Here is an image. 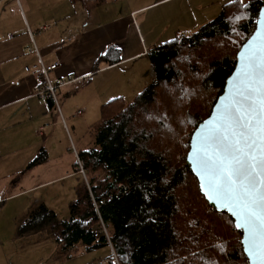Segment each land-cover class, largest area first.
<instances>
[{"label": "trees", "instance_id": "trees-1", "mask_svg": "<svg viewBox=\"0 0 264 264\" xmlns=\"http://www.w3.org/2000/svg\"><path fill=\"white\" fill-rule=\"evenodd\" d=\"M77 1L91 11L106 0ZM248 3L250 10L246 13L237 6L226 7L228 3H225L216 18L196 31L178 32L179 43L163 42L152 49L149 58L155 79L131 102L117 97L102 105L100 118L89 128L95 146L77 152L84 162L89 181L77 185L76 199L69 205V219L59 222L55 213L42 204L18 228L19 235L47 224L54 231L62 226L67 233L66 244L80 242L95 249L111 243L115 252L111 253V264L114 254L119 264H211L213 261L247 264L239 246L242 233L235 229L234 219L227 212H218L209 205L199 191L198 179L185 157L190 149V136L210 115L223 92L226 78L235 67L237 52L256 27L258 9L264 5V0H249ZM236 13L244 14V18L229 23L227 18ZM207 43L209 49L218 44L215 51L218 53L211 57L207 54L203 82L206 85L204 93L209 96L204 99L202 94L185 87L178 75L179 69L180 73L187 70L194 73L189 50H208ZM104 52L106 55H100L94 71L100 69L102 62L113 65L122 59L116 46L110 45ZM199 61L202 63L203 59ZM178 62L183 67L178 68ZM197 94L205 101V108L200 111L201 105H198L195 112L191 110V102ZM161 98L170 103V112L152 110L156 103L165 107ZM144 110L150 115L146 116ZM150 117L160 126L154 131L158 137L165 135L160 128L167 132L174 130L172 118L182 121V130L173 135V138H179L171 155L148 144V129L152 131L153 125L148 124L146 130L141 126ZM177 154L182 155L183 160H176ZM47 158L42 148L30 166L39 165ZM74 166L78 172L77 162ZM161 173L167 177L166 187L155 183ZM145 182H149L148 188L153 193L151 203L145 207L155 209L156 223L141 224L143 213L140 209L144 204L141 191ZM38 211H42L43 223L36 215ZM97 232L98 236L95 235ZM217 246L224 247L225 254L222 255Z\"/></svg>", "mask_w": 264, "mask_h": 264}, {"label": "crops", "instance_id": "crops-1", "mask_svg": "<svg viewBox=\"0 0 264 264\" xmlns=\"http://www.w3.org/2000/svg\"><path fill=\"white\" fill-rule=\"evenodd\" d=\"M125 1L106 0L87 11L77 0H0V212L22 193L48 188L69 176L80 175L81 183L82 175L74 166L75 152L86 150L80 145L81 125L90 128L98 120H93L97 113L101 115L102 105L124 97L123 91H138L134 87L139 84L145 88L149 81L146 78V84L139 80L135 85L130 67L118 66L149 58L154 47L172 40L178 32L196 31L216 18L221 6L228 3L223 0L210 13L194 14L190 12L193 3L186 0L189 7L182 8L181 17L188 16L185 27L191 28L180 30L172 25L155 30L153 22H164L166 9L178 0ZM188 13L192 16L190 24ZM110 45L120 49L121 61L113 65L102 62L94 71L100 52ZM41 62L46 66L58 64L48 74L53 83L60 85L57 93L72 85L77 86L76 94L63 101L34 94L35 88L46 82L37 68ZM42 148L47 160L30 166ZM28 215L19 221L17 236L34 232L45 235L49 230L66 259L97 249L80 242L66 244L67 233L62 226L54 231L47 224L19 235L18 228ZM56 218L59 222L69 219ZM110 258L111 254L103 260Z\"/></svg>", "mask_w": 264, "mask_h": 264}, {"label": "snow or ice", "instance_id": "snow-or-ice-1", "mask_svg": "<svg viewBox=\"0 0 264 264\" xmlns=\"http://www.w3.org/2000/svg\"><path fill=\"white\" fill-rule=\"evenodd\" d=\"M228 6H237L245 13L250 10L248 0H228ZM258 15V35L243 45L240 66L228 81L230 91L220 97L222 103L211 118L194 130L185 157L191 162L204 198L235 218L234 227L242 233L239 246L247 264H264V7L258 9ZM242 18L244 14L236 13L227 19L231 23ZM172 42L180 41L174 36L164 43ZM100 55L106 53L101 51ZM164 116L166 119L167 114ZM148 183L141 191V224L156 223L155 209L145 207L153 195ZM155 183L166 187L167 177L161 173ZM36 215L43 223L42 211ZM217 247L225 254L224 247Z\"/></svg>", "mask_w": 264, "mask_h": 264}, {"label": "rangeland", "instance_id": "rangeland-1", "mask_svg": "<svg viewBox=\"0 0 264 264\" xmlns=\"http://www.w3.org/2000/svg\"><path fill=\"white\" fill-rule=\"evenodd\" d=\"M190 1L193 3L191 6L192 10L190 12H193L194 14L200 12L210 13L212 9H216L217 5L223 2V0ZM122 3H126V1L123 0ZM214 5L216 6L214 7ZM184 6L189 7V3L186 0H178L170 4L169 8H167L165 11L164 22L160 19H156L153 22V29L157 30L164 26L170 28L172 25H177L180 30L191 28L185 27L188 22L185 19L188 16L181 17V11ZM212 6L213 8H211ZM188 15L190 17V21L192 19V16L190 15V13H188ZM191 22L192 20L188 24H190ZM219 44L222 43L219 41ZM217 45L218 44H213L212 48L209 49V43H207L205 46L208 48V50H189L190 56L193 57L192 62L195 69L194 73H190L188 70L186 73H180L179 69L178 77L179 79H181L182 83L186 84L185 87L190 88L193 93L197 91L198 93L202 94V97L204 99L206 96H209V93H204L206 85L204 86L205 83L203 82L204 74L206 71L205 69H207L208 63L207 54L208 57H211L212 55L218 53H215ZM204 56H206L205 59ZM200 58L203 59L202 63L201 61H199ZM150 64L151 62L146 56L145 58L143 57L138 60H133L131 64L118 66V68L125 69V67H130V73H132V75L130 76L133 83L137 85L136 83L139 80H143V83L141 82V84H146L144 83V80L147 78V80H149L145 85L147 86L155 79V72ZM183 64H187V62H183ZM176 66H178V68H180V66L183 67L180 62L176 63ZM201 71H204L202 72V75H198V73ZM70 86L61 88L59 90V92L57 93V98L59 100L63 101V98H65L66 96L76 94L74 92V89L77 86ZM134 88L138 91H123L124 97L126 98L127 102H131L137 95V93L140 92V90H142L144 87L141 89L139 84ZM202 97L197 94V98H193V101L191 102V110L193 109L196 112V106L201 105L200 111H203V109L205 108V101L202 100ZM161 99L165 104V107H162L161 103H156L152 107V110L156 112V110L159 111L160 109H164L170 112V103L164 101V98ZM94 118L95 119L93 120H97V118L99 119L100 112L97 113ZM148 124L153 125L152 131L148 129V144L155 147L158 151L163 150L171 155L174 150V143L179 138H173V135L174 133H180V131L182 130L181 122L177 119L172 118L174 130L172 132H167L165 130L163 131V129L160 128V130L165 133V135L161 137H158L156 133H154L155 127L160 126L151 117L147 118L146 122L143 123V126H141V128H144L146 130ZM88 130L89 128L87 125H81L80 145H83L85 149L95 146L94 137L90 130ZM154 143L156 144L153 145ZM78 148H80V146ZM76 153L77 152H75V154ZM69 159L71 161L70 156ZM180 159L183 160V156L177 154L176 160ZM81 175V183L82 181H84L86 182V184H88L89 176L87 172L85 171V176L83 174ZM79 179L80 175H76L73 177L69 176L68 179H64L63 181L48 188L38 189L30 193H22L17 199L14 200V202L9 203V205H7V207L0 212V264H101V260V262H103V259L108 258L111 253H115L114 248L110 243L109 247L103 246L97 248L96 250H93L92 252H84L76 255V257L74 256L70 259H66L59 253L56 239L53 233L49 230L45 233V235L40 233L38 234L37 232L30 233L25 236L16 235V228L19 224V221L24 219V217L28 213L30 215V212L38 209L42 204H44V206H46L47 208L53 210L59 220L67 219L70 213L68 205L72 200H75L76 198L75 188L80 183ZM2 190L4 191L6 190V188L4 189V187H2Z\"/></svg>", "mask_w": 264, "mask_h": 264}, {"label": "built area", "instance_id": "built-area-1", "mask_svg": "<svg viewBox=\"0 0 264 264\" xmlns=\"http://www.w3.org/2000/svg\"><path fill=\"white\" fill-rule=\"evenodd\" d=\"M58 64L55 63V64H52L50 66H45L44 64H40L38 66V68L40 69V71L42 72L43 76L45 77L46 79V82L43 86L41 87H36L35 90H34V94L42 97V98H48V97H51L53 99L56 100V96H57V90H58V87L60 86L58 83L55 84L53 83L50 78H49V72L56 68ZM77 163H78V166H79V170L80 172H82L83 174H85V170H84V162L81 158H77ZM103 231L106 233V235L108 236V232L105 228V226L103 225ZM96 236H98V232L95 234ZM109 239V237H108ZM102 264H108V262H105L103 261Z\"/></svg>", "mask_w": 264, "mask_h": 264}, {"label": "water", "instance_id": "water-1", "mask_svg": "<svg viewBox=\"0 0 264 264\" xmlns=\"http://www.w3.org/2000/svg\"><path fill=\"white\" fill-rule=\"evenodd\" d=\"M261 7H264V5H262ZM259 29H260V19H259V15H258L257 22H256V27H255L254 31H253L252 34L248 37V39L242 44V46L240 47L239 51L237 52L235 67H234L233 71L230 73V75H229V76L226 78V80H225V85H224L223 92L218 96V98H217V100H216V102H215V104H214V106H213V108H212V111H211L210 115H208L205 119H203V120L198 124V126L196 127V129H198V128L201 126V124H202V122H203L204 120H207V119H210V118H211V116H212V112H213L214 110H216L217 105L220 104V103H222V101L220 100V97H221V96H225V95L230 91L231 86L229 85L228 81L232 78L233 74L236 72V69L240 66V55H239V54H240V51L243 50V45H244L245 43H247V42H248L249 40H251L253 37H255V36L258 35ZM196 129H195V130H196ZM190 143H191V141H190ZM189 151H190V149H189ZM186 163L190 166V168H191V170H192L191 162L188 161V160L186 159ZM192 172H193V171H192ZM194 175H195V174H194ZM197 179H198V178H197ZM198 183H199V180H198ZM207 201H208V200H207ZM208 202H209V205H210L212 208H214L215 210H217L218 212H224V211H225V212H227L228 214H230V215L232 216V214H231L229 211H227L226 209L218 210V209L215 207V205H213L210 201H208ZM232 218L234 219V223H235V218H234V217H232ZM242 238H243V236H242ZM242 238H241V239H242Z\"/></svg>", "mask_w": 264, "mask_h": 264}, {"label": "bare ground", "instance_id": "bare-ground-1", "mask_svg": "<svg viewBox=\"0 0 264 264\" xmlns=\"http://www.w3.org/2000/svg\"><path fill=\"white\" fill-rule=\"evenodd\" d=\"M183 36V35H182ZM40 64H43L42 62L41 63H39V65ZM38 65V66H39ZM38 66H37V68H38ZM46 66V65H45ZM50 66V65H49ZM35 66H33V68H34ZM57 67V66H56ZM39 69V68H38ZM55 69V68H54ZM40 70V69H39ZM53 70V69H52ZM60 87V86H59ZM58 87V88H59ZM58 91V90H57ZM56 98H57V96H56ZM55 100V99H54ZM80 112V111H79ZM79 157V155H78V153H76V162H77V158ZM80 158V157H79ZM77 166H78V163H77ZM84 170H85V168H84ZM78 171H79V173H81V174H83L82 172H80V170H79V166H78ZM84 176H85V174H83ZM103 261H105V262H108V264H110V260L108 261V260H103ZM112 261L115 263V264H119V261H118V259H117V257L115 256V254H114V257H113V259H112ZM101 264H102V262H101Z\"/></svg>", "mask_w": 264, "mask_h": 264}]
</instances>
